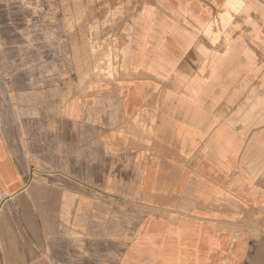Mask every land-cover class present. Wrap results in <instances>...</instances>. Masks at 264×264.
I'll return each mask as SVG.
<instances>
[{"label": "crops", "instance_id": "obj_1", "mask_svg": "<svg viewBox=\"0 0 264 264\" xmlns=\"http://www.w3.org/2000/svg\"><path fill=\"white\" fill-rule=\"evenodd\" d=\"M93 2L98 15L125 9L115 83L80 86L95 76L63 7L1 8L19 27L34 15L40 41L0 56V264H39L45 244L52 264H75L60 186H81L87 248L92 235L115 249L91 254L264 264V0ZM123 208L135 227L124 251Z\"/></svg>", "mask_w": 264, "mask_h": 264}, {"label": "rangeland", "instance_id": "obj_2", "mask_svg": "<svg viewBox=\"0 0 264 264\" xmlns=\"http://www.w3.org/2000/svg\"><path fill=\"white\" fill-rule=\"evenodd\" d=\"M55 5L65 9L66 28L69 36L75 39V44L76 40L81 38L85 39L86 44H88L87 46L75 45L73 47L75 57L80 59L81 57L79 56L83 53L86 70L95 76V79L91 80L79 79L80 86L83 81H90L89 83L97 82L101 79H106L112 83L119 81L120 69L127 70L124 65L127 59L126 41L130 39L126 31L117 30L119 20L125 16L123 4H119L114 10L106 11L105 14L98 15L93 9L95 7L93 0H0V56L3 53L7 54L10 50H14L13 52L18 54L19 46H22V52L23 46H25L27 53L30 51L33 53L32 51L39 45L40 41V38L35 34L37 31L33 27L34 15H26L25 19L22 20V26L19 27L17 16L5 15L2 13L1 8H11L13 11L18 8L23 10L24 8H45ZM88 12L90 14H87ZM7 29L13 30L12 33L15 35L16 40L14 37V40H10L4 36L3 32ZM43 32L47 31L44 30ZM65 95V91H63L61 94L63 103H65ZM60 187L62 189L60 194L61 205L58 208L57 215L63 222L61 229L64 232V236L72 237L76 243L75 264H121L122 258L120 255H99L97 252L95 254L89 252V249L106 252L115 251V249L108 246L100 248L97 245V238H92V235L89 236V240L93 242V245L90 244V247L87 248L88 235H84L82 232L81 186ZM95 196L108 198L104 194H96ZM123 196L132 198L134 197L133 191H123ZM111 209L113 210V208ZM109 213L107 209L105 216L108 217ZM133 214L132 208H123L122 237L118 239L122 242L123 251L129 244L130 232L135 230L134 224H132L134 221ZM36 251V260L39 264H52L48 244L41 246V249ZM99 259H102V261H99ZM114 259H117L118 262Z\"/></svg>", "mask_w": 264, "mask_h": 264}]
</instances>
